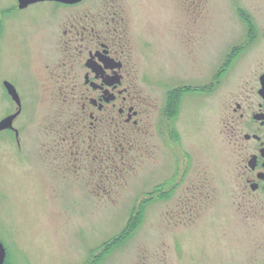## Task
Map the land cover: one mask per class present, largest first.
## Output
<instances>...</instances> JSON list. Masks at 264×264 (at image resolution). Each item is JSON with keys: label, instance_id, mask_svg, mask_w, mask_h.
Wrapping results in <instances>:
<instances>
[{"label": "rangeland", "instance_id": "1", "mask_svg": "<svg viewBox=\"0 0 264 264\" xmlns=\"http://www.w3.org/2000/svg\"><path fill=\"white\" fill-rule=\"evenodd\" d=\"M79 2L0 0V121L19 109L4 81L21 97L18 135L0 130L4 264H264L223 123L264 65V0ZM74 18L109 29L143 115L86 104Z\"/></svg>", "mask_w": 264, "mask_h": 264}, {"label": "flooded vegetation", "instance_id": "2", "mask_svg": "<svg viewBox=\"0 0 264 264\" xmlns=\"http://www.w3.org/2000/svg\"><path fill=\"white\" fill-rule=\"evenodd\" d=\"M46 1L52 5L77 4L45 0L31 3L23 9ZM71 29L70 42L86 41L89 48L85 63L89 70L85 74V83L95 95L89 97V103L86 104H90L92 109L96 108L97 112L110 113L117 108L121 116L127 115V122L134 116L143 115V108L138 103L127 104L128 98L125 96L119 99V95H123L128 87H123L127 82L123 61L111 52V45L105 42L110 34L109 29L101 30L96 23L89 24L75 18ZM74 48H77L76 45ZM230 98L225 107L223 123L233 157L231 167L235 187L232 204L235 205L238 218H246L243 219L244 223L252 224L248 229L243 226L239 228H244L247 233L254 232L255 244L264 249V65L242 83L239 91L231 92ZM90 116L96 119L95 127L98 128L101 116L95 115L93 110ZM137 123L134 120V124Z\"/></svg>", "mask_w": 264, "mask_h": 264}, {"label": "water", "instance_id": "3", "mask_svg": "<svg viewBox=\"0 0 264 264\" xmlns=\"http://www.w3.org/2000/svg\"><path fill=\"white\" fill-rule=\"evenodd\" d=\"M39 1H45V0H19V7L25 8L29 4L39 2ZM57 1H63V2L71 3V2H78L80 0H57ZM4 85H5L8 93L13 97V99L19 105V109L15 113L5 117L4 119H2L0 121V130H4V129H14L15 130V127L13 126V122H14V119L16 118V116L20 113L21 99H20V96H19V93H18L16 87L11 82L4 81ZM15 131H16V134L18 135V131L17 130H15ZM5 258H6V248H5L4 244L0 241V264H4Z\"/></svg>", "mask_w": 264, "mask_h": 264}]
</instances>
